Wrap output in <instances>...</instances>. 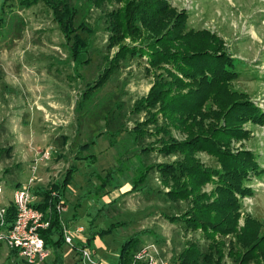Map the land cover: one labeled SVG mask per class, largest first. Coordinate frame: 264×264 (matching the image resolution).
Returning <instances> with one entry per match:
<instances>
[{
    "label": "rangeland",
    "instance_id": "1",
    "mask_svg": "<svg viewBox=\"0 0 264 264\" xmlns=\"http://www.w3.org/2000/svg\"><path fill=\"white\" fill-rule=\"evenodd\" d=\"M84 1L78 0L77 4L81 5L82 13H89L85 20L94 32L84 59L89 64L77 65L70 57L69 46L51 10L42 0L29 7L21 0H0V182L5 186L4 196L12 200V190L31 179V192L37 187L49 190L50 185L63 179L68 167L75 170L62 196L66 203L63 219L73 235L77 228L84 232L73 236L74 249L64 245L59 250L64 255L63 264H89L80 259L79 249L85 245L82 236L87 239L116 222L124 225L109 234L95 236L89 247L97 264H116L122 243L140 231L146 233L142 245L155 243L168 264H173L172 258L194 243L223 241L227 253L229 242L234 241L232 235L222 238L209 229L204 233L199 228L185 230L163 217L181 215L188 204L184 200L178 203L179 208H174L175 204L166 198L169 186L161 184V176L153 168L177 161L179 156H164L154 151L142 154L141 147L152 145L154 139L135 142L128 133L149 117V112L138 110L155 80V72L145 69L146 59L121 62L105 83L83 98L87 84L107 65L105 58H111L119 45L129 43L123 41L108 51L107 34L98 22L100 10L85 8ZM166 1L175 12H185L189 29L214 34L222 42L221 52L234 60L233 70L237 73L229 90L244 95L264 111V0ZM164 29L154 35L147 34L145 41L160 37ZM166 42L173 49L186 46L174 36L171 42ZM179 78L182 79L180 75ZM189 87L196 89L194 85L180 86L173 88V93L186 96ZM217 93L218 106L214 99L207 100L204 111L222 107L224 93L219 88ZM218 123L224 125L223 118ZM189 124H174L171 134L175 141L188 139L186 131L193 126ZM241 128L247 134L245 138H231L223 141V145L234 155L243 151L252 154L257 170L245 175L244 187L249 193L234 194L239 206L236 229L244 228L249 217L264 230V123L246 121ZM85 144H90L89 148L80 149ZM191 154L202 164L220 169L207 154ZM91 155V161L85 160ZM188 180L187 186L195 182ZM134 181L139 184L136 191L132 190ZM216 181L213 178L202 186L195 184L194 192L205 193L212 203L217 199ZM177 188L179 191L181 186ZM33 195L34 202L40 200ZM216 220L212 222L214 225ZM236 247L237 253L243 254L245 250ZM259 251L250 253L249 258L257 259ZM51 260L52 256L44 264ZM0 264L25 263L15 250L0 243ZM225 264H232L229 257ZM250 264H264V260Z\"/></svg>",
    "mask_w": 264,
    "mask_h": 264
},
{
    "label": "trees",
    "instance_id": "2",
    "mask_svg": "<svg viewBox=\"0 0 264 264\" xmlns=\"http://www.w3.org/2000/svg\"><path fill=\"white\" fill-rule=\"evenodd\" d=\"M39 1L21 0V3L29 7ZM42 1L51 10L53 20L69 46L71 59L77 65L89 64L88 59L84 61L91 47L90 41L94 32L85 20L89 13L80 11L81 5L77 4L78 0ZM83 5L91 10H100L98 22L102 24L107 34L108 51L123 41H129L119 45L111 58H105V61L108 60L107 65L93 82L87 84L82 93L83 98L105 83L118 70L121 62L144 57L147 63L145 69L155 72V80L138 110L149 112V117L147 116L146 123L134 125L128 133L133 136L135 142L146 138L154 139L152 145L141 147L142 154L154 151L164 156H179L177 161L154 165L153 168L160 174L161 184L169 186L166 198L175 204L174 208L184 200L188 204L181 215L167 214L163 217L171 223L182 225L185 230L199 228L204 233L209 229L210 233L215 232L222 238L229 235L234 237V241L229 242L227 253L223 241L206 245L194 243V247H186L177 257L172 258L173 264H225L228 257L232 264L263 262L262 225L247 217L244 228L240 229L241 232L237 231L239 206L234 196L235 193L242 195L249 193L244 187L245 175L250 170L254 172L257 170V162L247 151L234 155L223 145V141L245 138L247 134L241 128L242 123L246 121L264 123V111L244 95L229 90L230 83L236 78L237 73L233 70L234 60L227 53L221 52L222 42L214 34L189 29L185 12H175L166 0H85ZM163 29L160 37L145 41L147 34L154 35ZM171 36L178 37L186 46L181 47L182 49H173L166 42H171ZM193 39L198 41L192 42ZM184 79L189 83L186 84ZM188 85H194L196 89L189 87L186 96H181L177 91L173 93V88L176 90L180 86ZM218 88L224 93V100L221 101L224 104L217 109L208 108L204 111L203 106L207 100L214 99L215 104L218 103L216 102ZM173 103L175 105L172 107ZM221 117L224 125L218 123ZM188 122L189 125H193L186 131L188 139L178 143L172 137L171 129L174 124L184 125ZM121 131L122 128L118 130ZM89 146L90 144H85L80 149L86 150ZM199 152L207 154L220 169L202 164L191 154L196 155ZM186 155L190 156L185 157ZM88 158L91 161L93 155L85 157V160ZM72 171L75 170L68 167L63 179L50 185L49 190L37 187L33 191V194L40 198L33 207L42 211L44 220L48 221L47 228L38 230L45 246L52 252V260L48 264H63V255L59 251L64 244L61 236V218L55 206L72 179ZM177 178L180 183H177ZM213 178H217L214 189V196H217V199L211 203L207 200L208 195L195 193L193 186L198 183L202 186L212 182ZM188 179L195 182L187 186ZM138 186V181H134L132 190L136 191ZM180 186V190L177 191V187ZM52 192H55L57 197H53ZM210 216L213 218L212 222L217 219L215 225L210 222ZM7 217V222L12 223L14 219L12 208L9 209ZM121 225L124 223L116 222L106 230L95 231L87 238L86 246L91 245L95 236L109 234ZM249 227H252V231H249ZM144 234H146L144 231L135 233L122 243L116 264L130 263L132 254L142 245ZM236 245L238 249L245 250L243 254L237 253ZM255 251H259L257 259L253 257L250 259V253Z\"/></svg>",
    "mask_w": 264,
    "mask_h": 264
},
{
    "label": "built area",
    "instance_id": "3",
    "mask_svg": "<svg viewBox=\"0 0 264 264\" xmlns=\"http://www.w3.org/2000/svg\"><path fill=\"white\" fill-rule=\"evenodd\" d=\"M32 179L25 185H21L12 190V200L4 196L5 186L0 182V243H4L7 248L15 250L18 258L25 264H44L52 256V252L44 244V240L38 233L39 229L48 227V221L44 220V213L33 207L35 197L31 192ZM53 197H57L52 192ZM14 210V219L8 223V207ZM56 212L61 218V236L64 245L73 246V236L82 235L84 230L77 228L73 233L66 222L62 220L65 204L59 197L55 206ZM49 213V209L47 211ZM85 243L80 247V259L89 264H97L92 260V253ZM129 264H168L162 257L155 243H145L141 245L131 256Z\"/></svg>",
    "mask_w": 264,
    "mask_h": 264
},
{
    "label": "crops",
    "instance_id": "4",
    "mask_svg": "<svg viewBox=\"0 0 264 264\" xmlns=\"http://www.w3.org/2000/svg\"><path fill=\"white\" fill-rule=\"evenodd\" d=\"M63 198V197H62ZM63 201H64V199H63ZM64 204H65V209H66V203H65V201H64ZM62 220L64 221V219H63V214H62ZM65 222V221H64ZM82 239H84V240H87L86 238H84L83 236H82ZM63 246H64V244H63ZM62 246V247H63ZM88 248L90 247V246H87ZM63 257H64V255H63Z\"/></svg>",
    "mask_w": 264,
    "mask_h": 264
}]
</instances>
